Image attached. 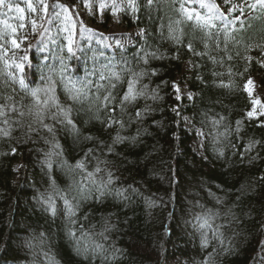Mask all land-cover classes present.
<instances>
[{
    "label": "trees",
    "instance_id": "trees-1",
    "mask_svg": "<svg viewBox=\"0 0 264 264\" xmlns=\"http://www.w3.org/2000/svg\"><path fill=\"white\" fill-rule=\"evenodd\" d=\"M47 1L51 9L57 5L73 9L80 0ZM215 2L224 5L223 0ZM179 3L154 0L151 7H146L145 0H137V11L127 8L121 20L127 29H142L143 34L132 45L115 52L88 45L86 40L74 54L61 45L56 48L58 54L53 49L49 55L28 50L24 78L31 89L45 87L42 77L50 69H59L54 56L67 60V75L74 80L88 79L86 68L94 67L89 79L90 96L97 86H102L101 95L106 94L109 80L100 79L102 71L105 77L110 75L105 66L122 74L121 82L112 89L113 94L121 95L129 78L123 72L125 67L137 72L154 71L155 75L144 77L140 83L148 84L150 92L158 89L161 99L141 97L127 106L123 116L117 106L112 115L124 122L123 129L115 124L107 127L103 121L108 114L103 109L97 113L99 119L93 118L95 109L89 111V101L77 104L69 100L57 79L56 95L61 104L72 108L71 119L78 133L46 115L44 123L55 128L53 140L47 130L35 131L39 121L32 97L18 83L0 77V97L11 96L25 113L23 117L9 113L7 125L0 117V130L10 129L8 136L0 132V264H168L177 257L183 264H264V119L248 117L253 103L245 89L254 74L264 84V64L260 62L264 52L259 47L264 46V11L245 7L243 27L240 20L234 22L238 31H233L235 39L228 41L226 51L222 25L217 21L220 31L213 30V40L219 39V48L210 40L206 50L203 34L192 31L191 21H182ZM232 3L240 6L243 0ZM178 20L179 25L175 23ZM170 23L178 29L176 35L184 33L180 44L168 38ZM189 42L194 51L187 49ZM142 49L160 58L149 56L145 65ZM46 56L47 62L43 59ZM186 63L190 65L188 70ZM3 68L0 62V70ZM179 82L188 85L194 94L192 99H175L172 85ZM2 103L4 99H0ZM146 106L148 113L138 119L136 112ZM177 107L179 117L172 111ZM185 115L191 118L190 127ZM222 117L223 122L214 126L213 121ZM226 129L227 137L221 135ZM117 134L126 139L113 143ZM250 141L259 143L245 151ZM55 142L60 144L62 154L51 157L49 169L44 161ZM81 160L88 171L101 168L96 174L98 181L107 180V173H112L110 193L97 198L93 191L88 199L79 200L61 163L75 165ZM53 180L68 199L76 196L79 200L74 225L65 214L63 200L53 190ZM42 194L53 195L56 215L46 211L47 205L40 200ZM217 198L222 203H217ZM208 210L218 213L210 221V229L192 225ZM70 229L80 238L79 245L68 235ZM213 230L218 233L214 235ZM205 235L207 247L203 246ZM97 244L102 249H96Z\"/></svg>",
    "mask_w": 264,
    "mask_h": 264
},
{
    "label": "snow or ice",
    "instance_id": "snow-or-ice-1",
    "mask_svg": "<svg viewBox=\"0 0 264 264\" xmlns=\"http://www.w3.org/2000/svg\"><path fill=\"white\" fill-rule=\"evenodd\" d=\"M27 4V9L33 13L37 14L40 13L44 18V23L51 22L52 17H49V6L45 2V0H36V3H33V0H25ZM85 3H90V0H84ZM129 6L133 13L137 11L135 0H128ZM154 3V0H145V6L151 7ZM186 3L196 5L200 10H197V7H186ZM223 4L226 6L224 10H221V6L214 2V0H180L179 3V12L182 17L183 22H192V31H199L203 34V43L204 47L208 49V41H212L217 48H219L220 41L219 39L213 40L214 32L213 30L220 31L217 27V21L220 22L222 25V30L225 36V51L227 50V43L228 41L234 40L235 37L232 35L233 31H238L235 29L234 21L240 20L241 26L243 27L244 21L241 20V16L245 12V7L250 8L251 10L255 11L257 8L264 11V0H253L252 3H248V0H243L244 7H240L239 5H235L232 3V0H223ZM0 6H4L7 8L8 12H16L18 16L16 19L21 21L19 24V28H24L27 25L24 21L27 19L25 8L19 6L18 4L13 7L11 3L6 4L5 0H0ZM83 6V4H82ZM57 7L61 8L60 12H55L54 18L56 20H60V23L63 27V31L66 33V49L67 52L70 54H74V46L76 44V27L77 22L75 21L74 17L75 14L69 15L68 13L72 12V8L68 5H57ZM103 7V5H101ZM231 13H239L240 15L233 16L232 19H229V14ZM7 13H5L6 15ZM62 17V18H61ZM4 25V31L0 32V40H3L4 36L11 33L13 38L10 41L11 48H6L4 45L0 44V62L4 64V68L0 70V77H6L7 80H11L13 83H18L20 88L23 89L27 95L32 97L33 107L36 109L35 116L39 121V129L35 131H39L40 129L47 130L48 133L53 135V140H55V128L53 125L44 123V119L46 115H50L51 119L55 122L60 124H64L66 126H70L73 133H78V129L71 119V112L72 108L70 106L66 107L65 105L61 104L59 101L58 96L56 95V85L57 79L59 80L60 84L62 85L64 93L67 95L68 99L73 101L74 103L81 104L84 101H89V111L95 109L93 112V118L99 119L97 113L103 109L107 114L108 118L103 121L105 125L111 128L114 124L119 125L121 129L124 128V122L116 116H113L112 113H115L117 110V106L119 107V115L123 116L127 106L134 105L137 100L141 97L145 99H152L156 101L161 99L158 93V89L149 91L148 84H141L140 82L144 77H151L155 75L154 71H149L147 69H141L140 71H134L131 68L125 67L123 72L127 74L129 77L124 83L126 84V90L123 91L121 95L119 92L113 94L112 89H115L117 84L121 82L122 74L117 73L115 71H111L108 66L105 68L110 72L108 77H105L104 72L100 73V79H108L109 80V87L106 89V94L101 95V87L97 86L96 93L92 96L89 95L90 93V81L88 79L84 80H74L70 75H67L68 69L67 66L61 61L59 69H50L49 73L42 77L45 80L46 86L42 88H35L31 89L25 84V61L29 60L30 57L24 55L22 57L15 56V50L21 49V42L15 38V34L17 33V26L13 24H9L7 20L0 21ZM177 25L181 23V20L175 22ZM30 26L33 31H35L38 27V19L33 18L30 21ZM41 30H43V23L39 24ZM163 27V26H162ZM87 29H84V32H87ZM178 29L173 28L172 24L168 25V38L171 39L174 43L180 44L182 42V36L184 33L180 31L179 35H176ZM83 35V33H81ZM26 41L27 37H23ZM187 49L191 52L193 50V46L191 42L186 45ZM246 47H249L246 45ZM260 50L264 52V46H259ZM8 51H12V57L9 58L6 53ZM143 51V56L141 60L146 65L148 63L149 56L153 59L160 58L157 56V53L152 52L149 53L146 50ZM196 55H206L205 53L195 52ZM213 60L214 63L217 61L213 57H209ZM228 59L231 60L232 57L228 56ZM19 61V62H17ZM18 70L20 73L19 76L12 70ZM217 75H221L217 73ZM55 77V78H54ZM115 80L116 83H112V80ZM248 85L252 84V81L249 80ZM139 85V87H138ZM173 89L176 93L175 99L177 101L183 100L185 97L180 95V87L178 84L173 83ZM226 87L227 85H221ZM250 92V89H247ZM41 93L44 94L45 99L41 100ZM119 97V99H117ZM0 99H4L5 103L0 104V117L4 118L3 123L7 125L9 123L8 114L9 113H16L20 117L25 115L24 111H21L20 108L17 107L16 102L13 100L11 96L7 97H0ZM187 99H192L191 95L187 96ZM253 103H259L258 101H253ZM21 107H23L21 105ZM55 109V111H51ZM29 113L33 112V108L30 107L28 109ZM149 111L148 107L146 106L142 111L136 112V117L142 118L144 114H147ZM172 111L179 117L180 112L179 108H173ZM248 117H253L255 115V111H251L247 113ZM185 122L187 118H184ZM223 122V117L220 121H213V125H217ZM240 121L237 122L236 131L239 132L240 130ZM29 131H32L31 127H29ZM4 136H8L10 134V129L5 128L0 130ZM203 135V133H198ZM227 137V129L225 133H222ZM87 139H91L88 137ZM126 139L121 137L119 134L114 138L113 143H121L123 140ZM133 140L135 137L132 138ZM47 143H51L50 141H46ZM259 143V141H250L245 151H251L255 145ZM59 150V151H57ZM112 151L111 148L108 149ZM12 154L16 153V149L13 148ZM92 150L89 149V152ZM62 149L58 142L52 143V151L46 154V159L44 164L51 169L52 168V160L51 157L53 155H61ZM219 154L222 156L223 151L221 150ZM61 167H63L66 171V175L72 180V185L70 186L78 193L79 200H86L93 194V191L97 193V198L103 197L106 193H110L111 189L109 185L113 183V176L111 172L107 173V180H100L96 179V174L101 172V168L99 166L95 167L94 171H88L87 167L83 160L77 161L75 165H68L66 161L61 163ZM75 176H79L80 179L76 180ZM264 179V177H261ZM91 185L92 187H89ZM53 190L56 192V195L59 196L60 199L63 200L65 214L69 220L70 224H75L76 221L73 219L76 216V212L79 208V200L76 196L72 198V200L68 199L66 195H64L60 190L56 187L55 181H52ZM118 195H122V193H117ZM40 200L43 204L47 205L46 211L51 212L52 215H56V204L55 199L52 194H48L46 197L42 194ZM73 200L77 202L74 204ZM217 203H222V201L217 198ZM218 213L212 212V210H208V213L203 217H198V220L202 221L200 223V227L202 229L211 228L210 221L215 218ZM107 231V229H105ZM214 235L218 233V230H213ZM68 235L74 241H76L77 245H79L80 238L76 236V232L73 230H69ZM103 235V233H101ZM208 238L205 235L203 239V246H208ZM27 246L29 248L32 247L31 242H28ZM96 249H102V245L97 244ZM79 247L77 251H79ZM211 258V257H210ZM204 264H208L207 261Z\"/></svg>",
    "mask_w": 264,
    "mask_h": 264
},
{
    "label": "rangeland",
    "instance_id": "rangeland-1",
    "mask_svg": "<svg viewBox=\"0 0 264 264\" xmlns=\"http://www.w3.org/2000/svg\"><path fill=\"white\" fill-rule=\"evenodd\" d=\"M135 0V5H136ZM6 4L11 3L13 7L17 4L21 7L25 8V13L27 19L24 23L27 25L24 28H19V24L21 21L16 19L18 14L16 12H8L7 8L4 6H0V21L7 20L9 24H13L17 26V33L15 34V38H17L21 42V49L15 50L16 57H22L28 54L29 48L37 50L39 53H45L49 55L51 49L55 51L58 45L63 46L64 50L66 49V33L63 31V27L60 23V20H56L54 18L55 12H60L61 8L57 7L51 9L49 7V17H52L51 22L44 23V18L40 13L33 14L27 9V4L25 0H5ZM48 4V1L45 0ZM215 2V0H214ZM253 0H248V3H252ZM33 3H36V0H33ZM218 4V2H215ZM83 4V6H82ZM103 5V7H101ZM221 6V10H224V5L218 4ZM244 5V4H242ZM240 5V7H243ZM49 6V5H48ZM128 0H90V3H85L84 0H80L72 9L69 15L75 14V21L77 22L76 27V44L74 46V50H81L83 45L82 42L86 40L88 45L95 44L100 45L106 49H109L115 52L118 48L124 49L126 46L132 45L136 37L143 34L142 29H127L122 23L123 12L129 8ZM186 7H194L187 6ZM197 10L203 12L199 8ZM5 13H7L5 15ZM245 13V12H244ZM238 14L231 13L229 14V19H232L233 16ZM244 15L241 16V19ZM33 18L38 19V27L35 31L31 29L30 21ZM62 18V17H61ZM237 21V20H236ZM235 22V21H234ZM43 23V30L40 29L39 24ZM84 29H87V32H84ZM4 31V25L0 23V32ZM83 33V35H81ZM27 37L26 41L23 37ZM13 38V35L9 33L4 36L3 40H0V44L4 45L6 48H11L10 41ZM6 55L11 58L12 51H8ZM45 62L49 60V56L43 58ZM61 61L67 66V60L63 59V57L54 56V64L60 66ZM19 62V61H17ZM28 60L25 61V66ZM262 64H264V58L260 60ZM190 65L188 63L185 64V69L188 70ZM94 67L86 68V76L88 80L93 77L92 70ZM16 75H20L18 70L12 69ZM188 72V71H187ZM72 78L73 76L70 75ZM180 79V78H179ZM251 80L252 84L248 85V81ZM245 84V89L248 92L249 96L253 101H258L259 103H253V107L251 111H255L254 117H263L264 119V84L261 82V78L259 75L254 74L250 76ZM180 87V95L186 97L190 94L193 97V92L189 89L187 84L182 82L177 83ZM250 89V92L247 90ZM250 111V112H251ZM184 118H187L186 124L188 127L191 125V118L188 115H185ZM16 167H19L17 164ZM192 225L199 227L200 220L197 218L193 220ZM18 264H38L33 261H25ZM168 264H183V262L177 258H173L169 261Z\"/></svg>",
    "mask_w": 264,
    "mask_h": 264
}]
</instances>
